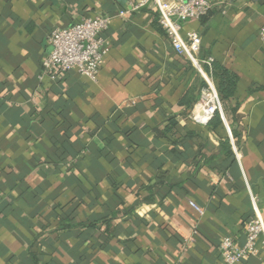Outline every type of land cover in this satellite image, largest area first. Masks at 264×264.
I'll return each mask as SVG.
<instances>
[{"label":"crops","instance_id":"1","mask_svg":"<svg viewBox=\"0 0 264 264\" xmlns=\"http://www.w3.org/2000/svg\"><path fill=\"white\" fill-rule=\"evenodd\" d=\"M128 1L0 0V264H221L220 239L264 218V0L182 26L233 77L206 126L203 77ZM86 16L111 18L96 78L52 80L51 32Z\"/></svg>","mask_w":264,"mask_h":264},{"label":"built area","instance_id":"2","mask_svg":"<svg viewBox=\"0 0 264 264\" xmlns=\"http://www.w3.org/2000/svg\"><path fill=\"white\" fill-rule=\"evenodd\" d=\"M215 0H129L120 17L138 13L149 7L157 17L159 27L168 37L173 51L185 57L204 79L206 84L188 114V120L199 126H206L215 113L222 115L221 99L206 74L204 67L211 71L212 59H199L201 39L197 33L188 32L182 36V26L206 16ZM111 18L107 16H86L77 22L54 29L49 36L52 47L42 63V70L52 80L60 75L75 72L91 80L96 78L107 54L104 32L109 28ZM264 44V27L259 31ZM42 76H40L41 79ZM210 78V79H209ZM190 206L199 214L202 210L195 204ZM243 244L225 235L218 243L221 264H238L250 258L262 256L264 264V218L254 208L253 216L243 228Z\"/></svg>","mask_w":264,"mask_h":264},{"label":"trees","instance_id":"3","mask_svg":"<svg viewBox=\"0 0 264 264\" xmlns=\"http://www.w3.org/2000/svg\"><path fill=\"white\" fill-rule=\"evenodd\" d=\"M204 70L206 74L212 78V80L218 81V83L216 85L214 84V86L221 99V103L223 104V101L232 96L234 86V83H232L233 77L229 75V73L224 68L220 67L216 63H212L211 71L206 67H204ZM202 86H206L205 82ZM222 109L224 111L223 106ZM213 122H216L217 124L220 122L218 113L214 114L213 118L207 125H211Z\"/></svg>","mask_w":264,"mask_h":264}]
</instances>
